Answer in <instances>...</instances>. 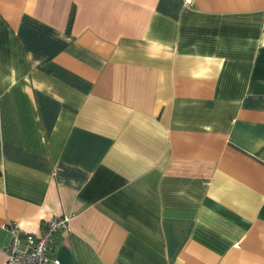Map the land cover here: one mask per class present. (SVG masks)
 Wrapping results in <instances>:
<instances>
[{
    "label": "crops",
    "instance_id": "crops-1",
    "mask_svg": "<svg viewBox=\"0 0 264 264\" xmlns=\"http://www.w3.org/2000/svg\"><path fill=\"white\" fill-rule=\"evenodd\" d=\"M53 217L59 264H264V0H0V264Z\"/></svg>",
    "mask_w": 264,
    "mask_h": 264
},
{
    "label": "built area",
    "instance_id": "built-area-1",
    "mask_svg": "<svg viewBox=\"0 0 264 264\" xmlns=\"http://www.w3.org/2000/svg\"><path fill=\"white\" fill-rule=\"evenodd\" d=\"M184 3L189 4L191 0H184ZM67 223L68 217H53L37 235H19L16 227L10 226L12 238L3 250L4 264H59L52 257L53 240L58 232L67 227Z\"/></svg>",
    "mask_w": 264,
    "mask_h": 264
},
{
    "label": "trees",
    "instance_id": "trees-1",
    "mask_svg": "<svg viewBox=\"0 0 264 264\" xmlns=\"http://www.w3.org/2000/svg\"><path fill=\"white\" fill-rule=\"evenodd\" d=\"M71 21H72V18H71V15H70L69 22H68V29L70 27Z\"/></svg>",
    "mask_w": 264,
    "mask_h": 264
}]
</instances>
